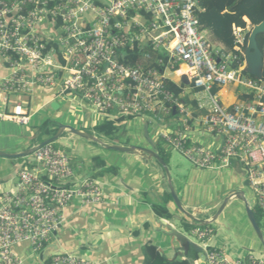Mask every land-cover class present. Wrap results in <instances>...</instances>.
Returning a JSON list of instances; mask_svg holds the SVG:
<instances>
[{
    "label": "built area",
    "instance_id": "obj_1",
    "mask_svg": "<svg viewBox=\"0 0 264 264\" xmlns=\"http://www.w3.org/2000/svg\"><path fill=\"white\" fill-rule=\"evenodd\" d=\"M197 11L198 0H0V58L11 70L0 88V122L29 124L25 105L10 99L34 85L75 96L107 117H148L161 125L176 108L177 131H161L160 140L201 170L237 163L256 206L264 210V81L245 71L253 27L246 21V29L234 28V52L216 51L200 29ZM137 48L158 53L159 68L127 65V51ZM181 66L203 95L199 108L207 115L199 123L221 140L215 149L189 137L194 113L181 94L167 88L169 72L181 75ZM230 85L248 90L253 101L224 106L214 90ZM30 158L35 164L23 167L15 188L0 189V264H24L14 252L19 243H29L35 253L44 251L66 223L65 209L72 203L103 201L95 181L73 184L71 158L54 144L36 148ZM213 233L203 224L193 230L205 264H264L254 253L233 259L208 247ZM52 264L94 263L59 253Z\"/></svg>",
    "mask_w": 264,
    "mask_h": 264
},
{
    "label": "crops",
    "instance_id": "obj_2",
    "mask_svg": "<svg viewBox=\"0 0 264 264\" xmlns=\"http://www.w3.org/2000/svg\"><path fill=\"white\" fill-rule=\"evenodd\" d=\"M102 1L111 2L112 0ZM245 21L248 20L245 18ZM44 28L42 26L39 29L43 30ZM205 34L215 46L216 51L228 52L221 44L215 42L211 34L208 32H205ZM181 67V75H176L170 71L169 76L170 80L182 90V103L191 108L194 113L192 131L189 137L198 143L215 149L220 146L221 140L206 132L199 123V120L207 115L206 109L199 108V99L203 95L194 88L188 76L187 67ZM28 72L31 73V69H28ZM10 73V68L0 58V88L3 79L7 78ZM217 89L216 93L226 107L238 103H249L254 99L248 90L237 85ZM17 102H22L25 105L30 115V122L28 125L12 121L0 122V124L5 125L0 130L1 137L7 138L10 143H13L11 146L13 151L0 150L2 153H25L41 145L43 141H47L48 136L38 139L35 129L49 120L53 121L54 118L61 117L63 105H65L66 110L71 109L73 105H77L88 114L95 116L97 120H94V123L85 122L82 128H78V130L94 135L102 142V144H99L96 141L84 139L70 133H65L57 141L59 145L64 146L62 140L66 134L70 135L67 140L79 139V141L75 140L73 149L67 147V151H65L70 156L75 171L73 184L81 185L88 180L95 181L103 191V201L100 204L88 206H83L79 202L69 205L65 209L66 223L54 234L44 251L35 253L29 243L16 245L14 252L24 264H52L53 256L59 253L72 254L94 264H146L145 248L149 245L157 247L169 260L188 259L190 252L195 251L199 254V258L193 264H205V253L198 252L188 244V241H191L194 245L200 247V242L196 243L189 234L190 232L193 233L194 229L189 230L186 226L187 224L194 226L193 219L183 214L174 200L167 204L168 209L173 214L172 219H163L156 214L155 206L167 202L168 192L171 193L167 173L159 162L156 159H150L146 155L121 153L106 148V146L119 145L156 150L161 131H171L173 133L177 131V112L164 122L166 124L161 125H157L154 120L148 117L124 119L118 124L120 127V141L104 143L96 135L94 129L106 120H119L120 118L115 113L111 117H107L96 112L90 105L75 96H59L55 89L39 85L32 86L31 92L11 97L10 103L16 104ZM54 102L59 105L57 110L52 109V103ZM46 113H55L56 115L53 118L51 116L44 117ZM63 125L71 126L68 123ZM103 139L106 138L103 137ZM107 140L109 141V139ZM99 146H102V148ZM166 150L171 149L166 148ZM120 153L123 155L116 157L115 154ZM0 158L3 160L0 162V189L12 190L18 182L19 169L21 166L25 167L30 164L31 158L30 156V159H27V157L20 158L26 159L22 164L14 163L13 160L18 159ZM126 159L127 162H122ZM154 161L156 162L153 163ZM225 169L230 168L215 170ZM171 183L174 189L172 177ZM175 192L178 195L176 190ZM185 197V203L180 197L179 199L183 208L191 217L203 221L204 225L207 222L216 220L209 225L214 233L205 245L220 249L233 259L244 258L248 253L262 256L249 246L251 241L254 242V237L251 235L252 229H249L240 208H236V214L233 213L235 220L227 226L225 223L219 224L221 215L217 218L218 213L221 211L217 210V207L221 203L204 207L202 204H192L188 200V194ZM229 197H232L231 201L222 213L226 209L228 210L231 202L235 200L242 202L245 213L246 203H249L252 209L256 206L255 196L247 183H238L229 194ZM252 201L254 204H252ZM173 219L183 222L182 226L176 224Z\"/></svg>",
    "mask_w": 264,
    "mask_h": 264
},
{
    "label": "trees",
    "instance_id": "obj_3",
    "mask_svg": "<svg viewBox=\"0 0 264 264\" xmlns=\"http://www.w3.org/2000/svg\"><path fill=\"white\" fill-rule=\"evenodd\" d=\"M197 18L200 22V29L203 32H208L214 38L215 42L221 44L228 52H234L235 48V36L234 28L246 29L248 24L245 18L249 21L250 26L259 25L264 21V0H198ZM249 35L247 36V39ZM258 45L264 52V34H260L257 37ZM147 56H151L147 58ZM158 53L153 52L150 49L137 48L134 51H127L125 62L130 66H138L144 69L159 68L157 62L160 59ZM250 78L259 80L246 73ZM264 81V79L262 80ZM167 88L174 92L176 95H180L182 90L179 86L172 82L167 83ZM215 88L214 92H217ZM252 101V100H251ZM173 116V114H172ZM119 120H106L104 123L95 127L94 131L98 137H104L110 141H120L119 135L120 127L118 126ZM59 130V126L55 125L53 121L49 120L45 122L41 127L36 130L38 139L48 136L49 139L54 137ZM44 143V141L42 142ZM41 143V144H42ZM127 145H129L127 143ZM156 152L168 165V154L158 144L156 146ZM173 201V197L168 194L167 202L156 205L155 211L158 217L170 220L173 218V214L168 209V203ZM255 217L259 226L261 227V218L264 216V210L258 206L253 208ZM189 230L192 226L186 225ZM195 228V226H194ZM146 264H193L195 260L199 258V254L195 251H191L188 259H167L155 246H146L145 248ZM50 264V263H47Z\"/></svg>",
    "mask_w": 264,
    "mask_h": 264
},
{
    "label": "rangeland",
    "instance_id": "obj_4",
    "mask_svg": "<svg viewBox=\"0 0 264 264\" xmlns=\"http://www.w3.org/2000/svg\"><path fill=\"white\" fill-rule=\"evenodd\" d=\"M207 37V36H206ZM208 38V37H207ZM211 41V40H210ZM64 104V103H63ZM64 108L61 110V117L58 115L56 116L58 119L54 118L53 122L57 126H61L64 123L70 124L73 128H79L81 129L85 122H93L94 120H97V118L93 115L88 114L85 112L81 107L77 105H73L71 109L66 110L65 105H63ZM76 106V107H75ZM55 113H46L44 114V117L51 116L52 118L55 116ZM94 123V122H93ZM92 124V123H91ZM166 124V123H164ZM5 127L4 124H0V130ZM37 129H35L36 131ZM69 134H66L64 137L63 145H59V142L53 143L54 146L58 149H61L63 151H67L66 148L70 147L73 149L75 145V140H78L75 138V140H67L69 137ZM104 143L109 142L107 139H103V137H100ZM100 140V139H99ZM158 141V139H157ZM159 145L163 148V150L169 155L168 157V169L171 173V177L173 180L174 190L177 191L180 199L185 203L184 197L188 194L190 202L197 204H202L204 207L213 206L217 203H221L217 207V210H221V208L224 206L225 201L227 198H229V194L232 192V190L235 188V186L240 183L244 182L248 184L247 181V175L244 170H242L237 163L234 164V166L230 169L225 170H201L196 168L189 160H187L181 153L174 150H166L167 146L159 139L158 141ZM13 143H10V141L7 138L1 137L0 135V150L11 152L13 151V148L11 149V146ZM102 148V146H99ZM104 149V148H103ZM116 157H121L123 154H115ZM27 159H30L27 157ZM128 159V158H127ZM126 160H123L122 162H127ZM26 159H18L13 160L16 164H22ZM3 161L2 158H0V162ZM154 161L153 163H155ZM34 161L31 159V164H28L30 166H34ZM127 165V164H125ZM158 166V165H157ZM23 169H19L20 171ZM19 171V172H20ZM18 172V173H19ZM1 174V172H0ZM169 181V180H168ZM170 184V182H168ZM171 191V189H170ZM168 192V191H167ZM170 194V192H168ZM172 195V193H171ZM186 198V197H185ZM231 201V200H230ZM229 203V202H228ZM227 203V204H228ZM234 203V204H233ZM252 204L253 201H252ZM255 207V206H254ZM236 208L241 209V213L245 217L246 223L251 228V235L254 237V242L251 241L250 247H252L254 251L260 253L264 258V246L262 241L257 236L255 230L253 229L252 225L250 224V221L247 216V212H244V206L242 205L241 201H233L230 204V207L228 210L224 211L220 218H219V224H226L227 226L233 223V220L235 218L233 217V213L236 214ZM212 215V214H210ZM174 222L178 225L183 224V222L173 219ZM192 229H194V226H192ZM261 229L264 235V216L261 218ZM194 239L196 243H199L200 241L198 238L193 235V233H189ZM238 243V242H237ZM254 244V246H252ZM239 245V244H238ZM240 247V245H239ZM31 255V254H30ZM34 257V256H33ZM32 259V257H31Z\"/></svg>",
    "mask_w": 264,
    "mask_h": 264
},
{
    "label": "water",
    "instance_id": "obj_5",
    "mask_svg": "<svg viewBox=\"0 0 264 264\" xmlns=\"http://www.w3.org/2000/svg\"><path fill=\"white\" fill-rule=\"evenodd\" d=\"M260 34H264V21L262 23H260L259 25L253 26V29L249 35L248 45H247L245 53H244L245 54V61H246L245 71L247 74H249V75H251V76H253L259 80H263L264 79V52L260 49V47L258 45V41H257V37ZM58 108H59L58 103H55V102L52 103V109L53 110H57ZM174 113L176 114V108L174 109ZM65 133H70L72 135H75V136H78V137H81L84 139L93 140V141L98 142L99 144H102V142L100 140H98L94 135L82 132V131H80L76 128H73L71 126L61 125L58 133L54 137L48 139L47 141H45L41 145L35 147L33 150H30V151H27V152L21 153V154H7V153L0 152V157L7 158V159H20V158L29 157L36 148H40V147H44V146L49 145V144L56 143ZM147 136H148V133H147ZM106 148H108L109 150L116 151V152L146 155L150 159H156L159 162V164L164 168L165 172L167 173V176H168V179L170 182L172 197H173V200H174L176 206L178 207V209L183 214H185L187 217L193 219L194 226L196 224H203L204 225L203 221H199V220L191 217V215L188 214L185 211V209L183 208L182 203H181L178 195L176 194L175 190L173 189V186L171 183L170 171H169L166 163L159 156V154L156 152L155 149H153V148L152 149H146V148H141V147H122L119 145L106 146ZM232 197H229V199H227L225 201V204L222 207L221 211L218 213L217 218L221 215L222 211L224 210L227 203L230 201V199ZM246 212H247L248 219H249L253 229L255 230L257 236L262 241L263 246H264V235H263L262 229L259 226L257 219L255 217V213H254L253 209L251 208V206L249 205V203H246ZM214 221H216V220H213L212 222H207V223H205V225H210ZM177 235L182 236L180 234H177ZM188 244H189V246L194 247V249H196L198 252H204V249L202 247L194 245L191 241H188Z\"/></svg>",
    "mask_w": 264,
    "mask_h": 264
}]
</instances>
